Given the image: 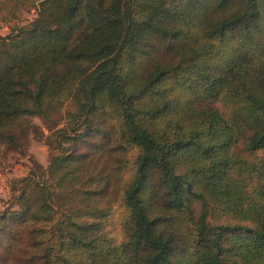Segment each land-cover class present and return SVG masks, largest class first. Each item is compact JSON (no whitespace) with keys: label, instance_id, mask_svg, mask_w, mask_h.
<instances>
[{"label":"trees","instance_id":"1","mask_svg":"<svg viewBox=\"0 0 264 264\" xmlns=\"http://www.w3.org/2000/svg\"><path fill=\"white\" fill-rule=\"evenodd\" d=\"M0 5L37 14L0 35V143L38 117L54 153L0 264H264V0Z\"/></svg>","mask_w":264,"mask_h":264},{"label":"rangeland","instance_id":"2","mask_svg":"<svg viewBox=\"0 0 264 264\" xmlns=\"http://www.w3.org/2000/svg\"><path fill=\"white\" fill-rule=\"evenodd\" d=\"M36 15L34 10L17 11L13 15L0 5V35L7 36L14 28L29 24ZM32 124L35 128L28 129L26 123L18 131L16 135L20 140L16 146L0 143V211L6 209L7 204L12 201L13 183L28 177L30 173L35 172V169L38 175L46 171L54 154L46 139V136L50 135L47 125L38 117L32 119ZM69 200L73 201V207L68 209L69 212L77 215L79 200L72 195H65L64 202Z\"/></svg>","mask_w":264,"mask_h":264}]
</instances>
